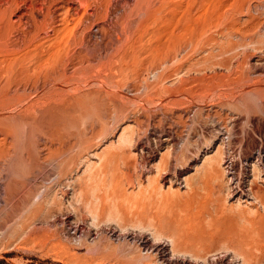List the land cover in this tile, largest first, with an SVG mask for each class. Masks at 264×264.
<instances>
[{
    "label": "rangeland",
    "instance_id": "obj_1",
    "mask_svg": "<svg viewBox=\"0 0 264 264\" xmlns=\"http://www.w3.org/2000/svg\"><path fill=\"white\" fill-rule=\"evenodd\" d=\"M0 1V264H264V0Z\"/></svg>",
    "mask_w": 264,
    "mask_h": 264
},
{
    "label": "bare ground",
    "instance_id": "obj_2",
    "mask_svg": "<svg viewBox=\"0 0 264 264\" xmlns=\"http://www.w3.org/2000/svg\"><path fill=\"white\" fill-rule=\"evenodd\" d=\"M11 1V0H10ZM1 2V1H0ZM5 3V2H4ZM13 4V3H12ZM10 5V4H9ZM7 9V8H6ZM6 12V11H5ZM228 134V133H227ZM232 135V134H231ZM229 137V136H228ZM232 136H230V138H231ZM232 139V138H231ZM231 139H229V140H231ZM232 141V140H231ZM231 145V144H230ZM263 150V149H262ZM230 153V152H229ZM241 153H239V155H240ZM199 155V154H198ZM182 156V155H181ZM233 156V155H232ZM232 156H230V157H232ZM236 156V155H235ZM248 156V155H247ZM247 156H244V158H243V160L247 157ZM249 157V156H248ZM247 157V158H248ZM251 157V156H250ZM260 157H262L263 158V156H260ZM233 158V160H234V158L235 157H232ZM241 158V157H240ZM256 158V157H255ZM258 158V157H257ZM167 159V158H166ZM169 159V158H168ZM249 159V158H248ZM247 159V160H248ZM260 159V158H259ZM258 159V160H259ZM195 160V159H194ZM242 160V161H243ZM258 160H257V162H258ZM165 161V160H164ZM187 161V160H186ZM231 161V160H230ZM229 161V162H230ZM235 162H236V160H234ZM238 161H240L241 162V160L239 159ZM261 161H262V159H261ZM228 162V161H227ZM226 162V160L225 161H223V165H226V168H224L225 169V174L226 175H228L227 177L229 178L228 180V182H229V184L231 185V186H233V185H235V188L233 189V187H232V193H231V197H234L235 196V192L234 191H237L238 193H241V194H244V191L247 193V196L249 197V194H248V192H247V190H245L244 189V187H243V181H241V179H239V176H241V172L242 171H240V174H238V172L236 173V168H235V164H232V162H230V163H227ZM217 163H219V161H217V158H214V159H211V160H209V162H208V164H207V166H206V168L211 172V171H216L217 170V166H218V164ZM260 163V162H259ZM242 164V163H241ZM240 164V165H241ZM255 164V163H254ZM171 165V164H170ZM221 164H219V166H220ZM240 165L238 166V167H240ZM242 165H244V164H242ZM253 165V164H252ZM247 166V165H246ZM161 167H163L164 169H163V171H166L167 172V165H166V163L165 164H162V166ZM237 167V166H236ZM253 168H254V165L252 166ZM259 167V166H258ZM258 167H256L255 166V168H254V171L252 172V173H254L255 174V176L253 177V179L255 178V177H257V178H259L260 177V175L258 174V175H256L258 172L256 171V173H255V170H256V168H258ZM262 167V166H261ZM241 168H243L242 166H241ZM240 168V169H241ZM205 170V172L207 171L208 172V170ZM246 169V168H245ZM259 169H261V168H259ZM160 170H162L161 168H160ZM250 169H249V171H251ZM262 170V169H261ZM162 171V172H163ZM168 173V172H167ZM249 173V172H248ZM161 174V173H160ZM243 174V173H242ZM175 177V176H174ZM235 178L237 179V180H235ZM243 178V177H242ZM261 178V177H260ZM252 179V180H253ZM252 180H250V181H252ZM255 180V179H254ZM264 180V179H263ZM254 183V182H253ZM246 184H248V183H246ZM253 185H255V187H257V185L256 184H252L251 182H250V185H249V193H251L252 195H253V193H256V192H254V191H257V190H255V189H257V188H255L254 189V191H253ZM227 187H229L228 186V184H227ZM230 190H231V188H230ZM227 192H228V189H227ZM257 194V193H256ZM260 195V193L258 194V196ZM243 197H244V195H242ZM256 196V195H255ZM258 196L256 197L257 199H258ZM242 198L241 197H238V202H240V200H241ZM252 199V198H251ZM260 196H259V201H260ZM256 200V199H255ZM244 202H246V201H244ZM256 202H258V201H256ZM260 202H258V204H259ZM261 203H262V205H263V202H262V199H261ZM261 203H260V205H261ZM241 205V204H240ZM261 205V206H262ZM264 208V207H263ZM183 245V244H182ZM186 246V245H185ZM188 246V245H187ZM179 248V247H178ZM183 248V247H182ZM179 249H181V248H179ZM173 250V249H172ZM181 250H183V249H181ZM159 252V251H158ZM173 252V251H172ZM186 253V252H185ZM174 258V257H173ZM171 259V258H170ZM159 260V259H158ZM165 260V259H164ZM171 260H173V259H171ZM179 260H177V262H178ZM229 261V260H228ZM164 262V261H163ZM231 263V262H230Z\"/></svg>",
    "mask_w": 264,
    "mask_h": 264
},
{
    "label": "built area",
    "instance_id": "obj_3",
    "mask_svg": "<svg viewBox=\"0 0 264 264\" xmlns=\"http://www.w3.org/2000/svg\"><path fill=\"white\" fill-rule=\"evenodd\" d=\"M260 152H261V155L264 156L263 153H262V151H259L258 155H260ZM228 163H230V162H228ZM246 167H247V166H246ZM247 171H248V170H247ZM247 171H246V172H247ZM248 174H249V173H245V175H244V179H243V187H244L245 190H247V192H248V194H249V189H248L247 184H246ZM239 179H241V177H240ZM235 180H237V179L235 178ZM232 187H233V189H234V188H235V185H233ZM234 192H235V196L240 195V196H238V197L243 198L242 195H244V197H248V196H247V193H246L245 191H244V194L238 193L237 191H234Z\"/></svg>",
    "mask_w": 264,
    "mask_h": 264
}]
</instances>
